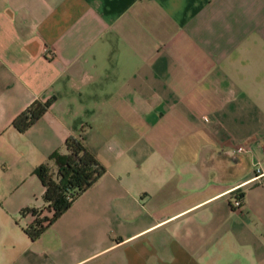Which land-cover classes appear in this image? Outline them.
<instances>
[{"label":"crops","instance_id":"0c3cea01","mask_svg":"<svg viewBox=\"0 0 264 264\" xmlns=\"http://www.w3.org/2000/svg\"><path fill=\"white\" fill-rule=\"evenodd\" d=\"M70 136L107 172L31 242ZM0 264H264V0H0Z\"/></svg>","mask_w":264,"mask_h":264},{"label":"trees","instance_id":"16d2710c","mask_svg":"<svg viewBox=\"0 0 264 264\" xmlns=\"http://www.w3.org/2000/svg\"><path fill=\"white\" fill-rule=\"evenodd\" d=\"M52 104V100L34 102L14 120L12 126L18 132L25 133L48 113ZM65 145L67 154L56 153L50 158L58 167L56 173L49 164L41 165L36 170L45 188V206L42 209H24L20 213L21 217L28 214L33 217V221L24 228L31 242H37L107 172L81 138L70 136Z\"/></svg>","mask_w":264,"mask_h":264},{"label":"built area","instance_id":"2783aa9c","mask_svg":"<svg viewBox=\"0 0 264 264\" xmlns=\"http://www.w3.org/2000/svg\"><path fill=\"white\" fill-rule=\"evenodd\" d=\"M238 151L239 152H245L246 151V148L245 147H240L239 149H238ZM258 172H260V170H258ZM232 206H233V208L234 209H241V207H242V200L241 199H234L233 200V203H232Z\"/></svg>","mask_w":264,"mask_h":264}]
</instances>
